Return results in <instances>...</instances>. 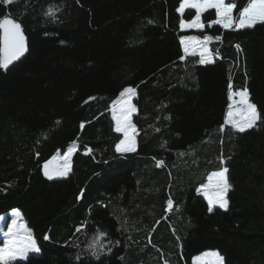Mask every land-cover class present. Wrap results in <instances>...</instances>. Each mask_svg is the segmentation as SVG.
Segmentation results:
<instances>
[{
	"label": "trees",
	"instance_id": "trees-1",
	"mask_svg": "<svg viewBox=\"0 0 264 264\" xmlns=\"http://www.w3.org/2000/svg\"><path fill=\"white\" fill-rule=\"evenodd\" d=\"M180 2L0 0V19L19 22L28 47L0 69V216L18 211L40 249L13 264H192L207 251L264 264V24L209 26L210 10L204 30L181 31L195 12L181 17ZM226 2L238 13L247 0ZM192 35L214 38L213 63L181 59ZM230 83L260 116L245 132L225 125ZM129 86L136 151L117 153L112 108ZM71 144L68 177L45 178L43 165ZM222 167L228 209L209 212L199 189Z\"/></svg>",
	"mask_w": 264,
	"mask_h": 264
},
{
	"label": "snow or ice",
	"instance_id": "snow-or-ice-1",
	"mask_svg": "<svg viewBox=\"0 0 264 264\" xmlns=\"http://www.w3.org/2000/svg\"><path fill=\"white\" fill-rule=\"evenodd\" d=\"M5 4H11L13 0H2ZM186 9H194L195 15L192 20H180L179 27L181 30L195 28L203 29L205 24L202 22V14L209 9L215 10L216 19L209 22L212 24L221 25L224 29H244L253 28L257 23L264 24V0H247L237 16H234V10L237 9L235 2H226V0H181L177 11L184 14ZM58 9L49 8L45 15L50 18H55ZM213 37L205 35L202 39L197 36H185L180 40L183 45L184 55L181 59H185L188 55H199V63L207 64L212 62L213 51L209 44L213 41ZM215 40H221L220 36L215 37ZM239 49L240 46L236 45ZM28 51L26 38L22 25L16 20L5 16L0 19V69L7 70L10 65L18 61ZM228 99L232 101L228 105L226 125H231L238 132H245L248 129L254 128L257 121L260 119L257 107L250 102V94L247 88L233 90L230 83L228 85ZM136 95V89L129 86L125 87L120 93L119 101L113 105L112 115L115 121V131L123 133L124 139L116 145L117 153H127L136 151L135 135L137 129L132 123V115L137 113L138 109L132 98ZM238 97V100L234 99ZM94 99V98H90ZM83 127V125H81ZM222 127L220 131H223ZM157 131H159L157 129ZM76 149L69 148L66 155L62 157L63 163L57 164L50 168V164L44 165V175L48 179H53L55 176L66 177L71 171V157ZM89 153L91 149L87 150ZM157 167H163L164 161H157ZM229 169L222 167L217 171H212L207 175V183L202 185V192L208 198V211L212 212L215 205L220 208L228 209L227 194L231 188L228 180ZM82 195V194H81ZM167 211H173V201H167ZM80 231V229H77ZM8 237L6 246L0 248V264H13L18 259H27L29 254L38 253L40 251L37 243L31 233L24 224H13L5 233ZM106 233H98L93 244L89 248L93 256H98L96 249H103V239ZM48 239V237H45ZM150 242V241H149ZM118 243V242H117ZM164 264H168L165 260ZM192 264H224V257L219 251H209L201 256H196Z\"/></svg>",
	"mask_w": 264,
	"mask_h": 264
},
{
	"label": "rangeland",
	"instance_id": "rangeland-1",
	"mask_svg": "<svg viewBox=\"0 0 264 264\" xmlns=\"http://www.w3.org/2000/svg\"><path fill=\"white\" fill-rule=\"evenodd\" d=\"M189 10H193L194 12H195V10L194 9H186L185 10V12H184V14L181 16V14L178 12V14L181 16V17H183L184 15H185V13L187 12V11H189ZM210 10H214V9H209L208 11H210ZM215 11V10H214ZM207 12V11H206ZM239 12V11H238ZM205 13V12H204ZM203 13V14H204ZM202 14V15H203ZM238 15V13H235V10H234V16H237ZM217 18V17H216ZM183 19V18H182ZM184 20V19H183ZM202 22H203V18H202ZM257 24H259V23H257ZM256 24V25H257ZM212 25H216V24H212ZM219 26H221V25H219ZM222 27V26H221ZM223 28V27H222ZM224 29V28H223ZM244 29H246V28H244ZM181 30V29H180ZM185 30H191V31H195V32H200V31H202V30H204V28L203 29H195V28H190V29H185ZM185 30H181V31H185ZM226 30H230V29H226ZM231 30H241V29H235V28H233V29H231ZM193 36V35H192ZM194 36H197V35H194ZM197 37H199V36H197ZM201 39H202V37H200ZM182 46V49H183V45H181ZM198 55V54H197ZM214 62V60H213V58H212V62L211 63H213ZM207 64H209V63H207ZM235 91V90H234ZM134 98H135V96L132 98V103H134ZM119 99H120V96L118 97V99L116 100V102H115V104L119 101ZM234 99H236V100H238V97H236V98H234ZM230 103H232V101H230L229 100V104ZM227 111H228V108H227ZM136 113H134L133 115H132V123H133V117H134V115H135ZM226 116H227V114H226ZM225 120H226V117H225ZM226 125V124H225ZM227 126H231V125H227ZM120 134H122L123 135V133H120ZM123 139H124V135H123ZM135 140H136V138H135ZM72 147H74L75 149H76V145H74V144H71L68 148H67V150L65 151V153H57L49 162H51V164L49 165L50 166V168L51 167H53V166H55V165H57V164H60V163H63V160H62V157L64 156V155H66V153H67V151H68V149L69 148H72ZM76 151V150H75ZM74 151V152H75ZM127 153H131V152H127ZM74 154V153H73ZM73 156V155H72ZM72 158V157H71ZM49 162H47V163H49ZM46 164V163H45ZM44 164V165H45ZM44 165H43V168H42V173H43V175H44ZM70 174V172L68 173V175ZM68 175L66 176V177H68ZM45 176V175H44ZM66 177H59V176H55L53 179H49V180H56V179H63V178H66ZM45 178H47L46 176H45ZM48 179V178H47ZM202 187H200V189H199V194L207 201V204H208V198L203 194V192H202ZM214 208H220L219 207V205H215L214 207H213V209ZM222 209V208H221ZM224 210V209H223ZM23 224V222H22V217H21V215H20V213L18 212V211H12V212H10V213H6V214H3V215H1L0 216V240H1V243H0V248H3V247H5L6 246V242H7V240H8V237L5 235V233L8 231V229L13 225V224ZM207 252H209V251H207ZM39 253V252H38ZM38 253H31V254H29V255H33V254H38ZM205 253V252H204ZM203 254V253H202ZM202 254H200V255H198V256H201ZM18 260H23V259H18ZM194 260V259H193Z\"/></svg>",
	"mask_w": 264,
	"mask_h": 264
},
{
	"label": "water",
	"instance_id": "water-1",
	"mask_svg": "<svg viewBox=\"0 0 264 264\" xmlns=\"http://www.w3.org/2000/svg\"><path fill=\"white\" fill-rule=\"evenodd\" d=\"M26 38V37H25ZM27 43V42H26ZM27 55V52L24 54V56H22L18 61H15L12 65L9 66V68L7 70H9L10 68H12L13 66H15L16 64H18L19 62H21ZM5 70V71H7Z\"/></svg>",
	"mask_w": 264,
	"mask_h": 264
},
{
	"label": "crops",
	"instance_id": "crops-1",
	"mask_svg": "<svg viewBox=\"0 0 264 264\" xmlns=\"http://www.w3.org/2000/svg\"><path fill=\"white\" fill-rule=\"evenodd\" d=\"M186 31H188V30H185V32H186ZM183 52H184V51H183ZM197 56H199V55H197ZM212 58H213V57H212Z\"/></svg>",
	"mask_w": 264,
	"mask_h": 264
},
{
	"label": "built area",
	"instance_id": "built-area-1",
	"mask_svg": "<svg viewBox=\"0 0 264 264\" xmlns=\"http://www.w3.org/2000/svg\"><path fill=\"white\" fill-rule=\"evenodd\" d=\"M217 58H219V56L217 55Z\"/></svg>",
	"mask_w": 264,
	"mask_h": 264
}]
</instances>
